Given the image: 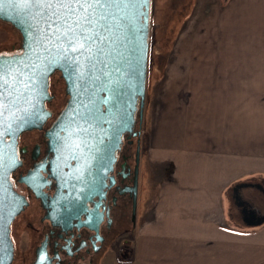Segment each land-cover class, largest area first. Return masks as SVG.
Returning a JSON list of instances; mask_svg holds the SVG:
<instances>
[{
    "label": "crops",
    "instance_id": "1",
    "mask_svg": "<svg viewBox=\"0 0 264 264\" xmlns=\"http://www.w3.org/2000/svg\"><path fill=\"white\" fill-rule=\"evenodd\" d=\"M166 56L141 208L125 258L107 259L262 264L264 0H196Z\"/></svg>",
    "mask_w": 264,
    "mask_h": 264
},
{
    "label": "water",
    "instance_id": "2",
    "mask_svg": "<svg viewBox=\"0 0 264 264\" xmlns=\"http://www.w3.org/2000/svg\"><path fill=\"white\" fill-rule=\"evenodd\" d=\"M151 2L133 0L123 21L111 31H102L100 37L90 42L91 53L69 48L67 58L57 53L55 46L62 43L67 48L66 38L63 41L54 38L55 44L49 45L51 52L33 43L39 36L37 25L44 27L34 6L29 12H21L16 6L17 0H4L0 5V21L11 24L22 35L21 52L3 54V57L24 58L28 61L25 64L28 73L35 74L31 89H26L27 77L21 82L10 80V86L0 84V111H3L0 116V264L13 263L11 224L26 203L14 190L11 180L12 172L20 164L18 137L24 132L42 129L50 118L46 101L51 99L50 77L55 72L61 73L70 96L49 134L56 153L64 157L62 165L69 167L64 179L76 185L77 193L88 195L96 185L105 188L123 135L133 131L137 111L143 114ZM30 44L35 51L30 50ZM37 54L39 69H34L28 58L35 59ZM89 55L91 61L86 59ZM3 105H7L6 111ZM263 220L264 217L258 222Z\"/></svg>",
    "mask_w": 264,
    "mask_h": 264
},
{
    "label": "flooded vegetation",
    "instance_id": "3",
    "mask_svg": "<svg viewBox=\"0 0 264 264\" xmlns=\"http://www.w3.org/2000/svg\"><path fill=\"white\" fill-rule=\"evenodd\" d=\"M49 92L50 118L42 129L18 137L20 164L11 180L26 203L11 224L12 264H103L130 233L141 208L143 160L148 152L146 98L133 131L122 137L105 188L96 185L87 195L77 193L76 185L64 179L69 167L62 165L64 157L56 153L49 136L70 99L60 72L50 77Z\"/></svg>",
    "mask_w": 264,
    "mask_h": 264
},
{
    "label": "snow or ice",
    "instance_id": "4",
    "mask_svg": "<svg viewBox=\"0 0 264 264\" xmlns=\"http://www.w3.org/2000/svg\"><path fill=\"white\" fill-rule=\"evenodd\" d=\"M3 2L4 0H0V5ZM132 2L133 0H17L16 6L21 12H29L34 6L44 25L43 28L37 25L39 36L34 38L33 43L42 46L46 52H51L49 45H54L55 40L63 41L66 38L67 48L62 43L55 46L57 53L67 58L69 48L72 51L91 53L90 42L100 37L102 31H111L115 24L123 21ZM29 48L35 51L32 44ZM28 59L31 60L32 68L39 69L36 62L40 59L39 54L35 59ZM86 59L91 61L92 56L89 55ZM27 62L24 58L5 59L0 54V84L10 86V80L21 82L27 77L26 89L33 88L35 74L28 73L25 68ZM20 95L24 93L21 92ZM3 107L6 111L7 105ZM2 115L3 111H0V116Z\"/></svg>",
    "mask_w": 264,
    "mask_h": 264
},
{
    "label": "rangeland",
    "instance_id": "5",
    "mask_svg": "<svg viewBox=\"0 0 264 264\" xmlns=\"http://www.w3.org/2000/svg\"><path fill=\"white\" fill-rule=\"evenodd\" d=\"M196 0H152L151 2V26H150V53L148 64L147 92H146V115L145 122V145L148 146L149 120L154 100V90L159 82L164 63L167 60L166 54L173 47L174 37L180 31L184 18L191 13ZM22 49V35L11 24L0 21V54H13ZM55 93L59 96L58 87L55 86ZM264 208V206H263ZM130 235H126L118 244L116 257L124 253L128 247L125 241ZM127 244V243H126ZM111 262H125L126 259H107ZM105 261V260H104ZM103 261V262H104ZM264 264V263H262Z\"/></svg>",
    "mask_w": 264,
    "mask_h": 264
}]
</instances>
